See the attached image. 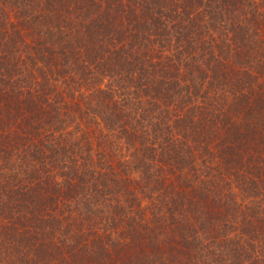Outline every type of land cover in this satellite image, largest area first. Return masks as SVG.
<instances>
[{
  "label": "trees",
  "instance_id": "16d2710c",
  "mask_svg": "<svg viewBox=\"0 0 264 264\" xmlns=\"http://www.w3.org/2000/svg\"><path fill=\"white\" fill-rule=\"evenodd\" d=\"M0 264H264V0H0Z\"/></svg>",
  "mask_w": 264,
  "mask_h": 264
}]
</instances>
